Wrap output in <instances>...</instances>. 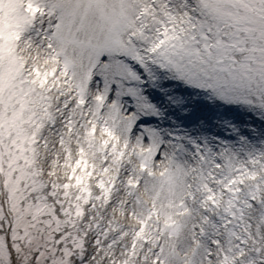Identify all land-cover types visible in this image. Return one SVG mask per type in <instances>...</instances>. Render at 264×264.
Masks as SVG:
<instances>
[{"label":"rangeland","instance_id":"rangeland-1","mask_svg":"<svg viewBox=\"0 0 264 264\" xmlns=\"http://www.w3.org/2000/svg\"><path fill=\"white\" fill-rule=\"evenodd\" d=\"M103 1L0 0V264H132V257L135 258L133 264H140L142 257L147 259V253L138 250L141 242L150 245L152 255L159 250L162 237L167 234V230L161 231L162 219L153 209L147 216H141V225L134 227L136 234L121 245L115 238L122 228L105 220L100 211L107 209L104 202L110 200L113 191L120 190L116 181L96 175L90 164L81 158L65 171L55 168L48 172L43 165L42 158L46 155L43 133L65 118L52 108L51 85L63 89L56 90L55 97L67 91L80 103L85 100L84 76L79 83L71 82L77 63L70 53L73 48L89 45L81 34L83 20L94 17L102 25V38L95 52L99 55L116 53L123 63L122 73L144 82L140 67L147 65L148 49L160 35L155 33L142 48L136 41L129 45L128 51L118 50L126 37L124 9L117 2L107 9ZM194 2L198 15L189 22L188 18L183 19L180 27L170 33L160 65L168 70L173 81H180L194 92L198 102L257 112L264 119V0ZM142 8H135L132 15L143 17ZM173 16L168 13L156 17V32L171 30L175 25L171 18L180 21ZM140 24L130 28L131 32L142 28ZM25 32L31 39L44 41L39 54L48 45L52 51L50 61L57 71L34 78L33 72L40 68V62L33 67L30 57L16 46ZM151 103V111L157 110V103ZM188 117L190 122L194 121L193 114L189 113ZM222 121L237 133L241 132L240 124L235 123L233 117L225 114ZM249 128L248 122L242 123L243 130ZM110 132L113 134L110 140H114L116 134L113 129ZM101 146V152L109 155L108 148L102 143ZM201 149L207 150V147L202 145ZM263 154L264 148L257 155ZM147 164L142 161L138 168L141 165L146 168ZM217 167L221 170L220 164ZM239 172L249 178V183L240 179L236 183L240 188L246 186L245 198L234 194L233 190L226 193L228 189L217 181L211 187L209 202L203 206L207 211L211 203L224 213L226 228L218 230L215 237H221L223 242L228 237L239 247L230 260L227 255L215 258V253L210 251L211 264L216 261L264 264L263 171L243 166ZM135 189L127 184V192L122 193L131 203L132 193H137ZM186 195L190 198L192 193L186 192ZM232 198L239 206L260 202L259 232L253 227H241L244 218L235 222L236 212L227 209ZM178 226L180 224H168L166 229ZM151 229L154 233L149 234ZM248 234L253 236L251 240L245 238ZM137 238L142 240L138 242ZM197 239L193 237L192 244L199 247L201 236ZM185 261L180 260L179 264ZM148 262L160 264L151 256Z\"/></svg>","mask_w":264,"mask_h":264},{"label":"bare ground","instance_id":"bare-ground-1","mask_svg":"<svg viewBox=\"0 0 264 264\" xmlns=\"http://www.w3.org/2000/svg\"><path fill=\"white\" fill-rule=\"evenodd\" d=\"M104 2L107 9H111L115 2L124 9L127 30L124 32L126 37L118 46L120 51H128L129 45L136 41L142 48L153 38L157 33L156 17L171 13L174 18L183 20L193 16L194 0H172L171 3L167 0H157L156 3L153 0ZM141 6L142 10L148 11L145 19L132 15L133 10ZM138 23L143 28L136 30L137 35L132 40L129 37L130 28ZM80 28L86 45H89L70 50L77 63L71 82L79 83L84 76L87 88L85 100L80 103L67 91L55 97L56 90L61 92L63 89L59 85H51L52 108L65 118L43 133L46 147L43 165L48 172L55 168L65 171L81 158L90 164L96 175L116 181L120 190L113 191L110 200L104 202L107 209L100 211L105 220L113 221L122 228L121 234L115 238L121 245L136 234L134 227H137L135 224L141 225V216H147L153 209L159 214L163 222L161 231L164 233L167 230V234L162 237L159 250L153 251L152 255L150 245L141 242L138 250H144L147 259L142 257L140 264H149V256L157 258L160 264H179L180 260H186L183 264H211L210 251L215 253V258L227 255L230 260L239 250L236 242L228 237L225 242L221 237H215L218 230L226 228L224 213L216 210L211 203L207 211L203 206L209 202L211 187L217 181L228 189L226 193L233 190L234 194L245 198L246 186L240 188L236 183L239 179L249 183V178L246 174L242 176L240 167L261 170L264 179V154L257 155L264 148V119L257 112L239 111L220 103L211 107L198 102L194 92L170 78L168 70L161 75L153 68L143 67L153 77L152 84L146 87L139 79H131L122 73L123 63H120L116 53L99 55L95 52L103 30L98 19L88 17ZM16 46L30 57L33 67L40 62V68L33 72L34 78L55 71L48 45L39 54V48L45 46L43 40L31 39L25 32L21 43ZM178 93L180 95H176ZM153 101L158 109L151 111ZM189 113L194 115L193 122L189 121ZM225 114L240 124V133L222 121ZM243 122L249 123V130L242 129ZM108 128L115 132L114 140H110L113 134ZM101 143L108 148L109 155L103 150L101 152ZM202 145L207 150H202ZM142 161L148 163L146 168H141L142 165L138 168ZM219 164L221 170L217 167ZM49 175L52 177V174ZM232 180L233 185L229 186ZM127 184L137 191L131 195L133 203L122 195L127 192ZM186 192L192 193L190 198ZM232 200L227 209L236 212L235 222L244 218L241 227H253L259 232L257 214L261 209L258 206L260 202L239 206L236 199ZM168 224L180 226L166 229ZM149 232L152 234L153 229ZM198 236H201L202 242L195 248L192 239L197 240ZM244 236L248 240L253 237L249 234ZM243 246L245 248V244ZM134 260L132 257V264ZM214 264L225 263L216 261ZM229 264L238 263L229 261Z\"/></svg>","mask_w":264,"mask_h":264}]
</instances>
